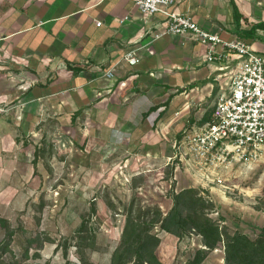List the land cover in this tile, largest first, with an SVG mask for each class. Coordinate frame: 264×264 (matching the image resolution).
<instances>
[{"label":"crops","instance_id":"1","mask_svg":"<svg viewBox=\"0 0 264 264\" xmlns=\"http://www.w3.org/2000/svg\"><path fill=\"white\" fill-rule=\"evenodd\" d=\"M172 10L224 40H248L264 56V31L246 37L264 22V0H179ZM165 31L162 15L149 18L129 0H0V59L8 77L15 69L16 116L73 126L82 145L100 139L155 157L172 152L182 126L210 121L228 78L218 80L224 73L217 65L202 62L206 45L172 35L154 39ZM131 48L139 55L134 66L124 60ZM115 65L116 80H106ZM3 137L19 149L17 136Z\"/></svg>","mask_w":264,"mask_h":264},{"label":"rangeland","instance_id":"2","mask_svg":"<svg viewBox=\"0 0 264 264\" xmlns=\"http://www.w3.org/2000/svg\"><path fill=\"white\" fill-rule=\"evenodd\" d=\"M2 62L0 219L7 228L0 226V244L13 231L10 251L2 257L6 264H83L82 259L86 264H111L129 214L136 217L139 211L159 208L166 216L173 208V195L189 188L213 203L214 209L206 212L230 232L241 231L252 239L260 234L264 158L251 167L222 172L226 182L219 187L205 174L203 178L195 164L193 175L178 159L169 161L173 150L155 157L110 140L92 139L82 145L73 126L56 119L22 122L16 116L17 86L10 80L15 69H9L8 77ZM5 91L7 97L2 96ZM190 130L189 124L182 126L176 139ZM6 133L17 136L19 149L9 138L5 140ZM176 139L167 144L173 146ZM82 224H86L83 233L79 232ZM151 232L160 239L155 254L162 264H192L198 250H207L193 230L178 237L156 225ZM81 234L85 239L80 240ZM224 257L222 245L208 251L201 264H226Z\"/></svg>","mask_w":264,"mask_h":264},{"label":"built area","instance_id":"3","mask_svg":"<svg viewBox=\"0 0 264 264\" xmlns=\"http://www.w3.org/2000/svg\"><path fill=\"white\" fill-rule=\"evenodd\" d=\"M144 15L160 14L166 22L163 35L184 37L207 46L202 57L205 64H216L223 72L217 79L228 78L218 96L210 121L198 130L184 131L173 143L169 161L179 160L219 187H225L222 172L234 167H251L264 158V56L256 53L248 40H224L203 30L188 14H179L172 7L179 0H129ZM128 17L119 20L126 24ZM102 22H96L100 27ZM124 60L131 66L139 62L137 48L126 51ZM154 75V74H150ZM106 80H116V65L105 73ZM204 178V176H203ZM205 180V179H204Z\"/></svg>","mask_w":264,"mask_h":264},{"label":"trees","instance_id":"4","mask_svg":"<svg viewBox=\"0 0 264 264\" xmlns=\"http://www.w3.org/2000/svg\"><path fill=\"white\" fill-rule=\"evenodd\" d=\"M233 7L234 20L240 25L243 16L234 2ZM258 30L264 31V22L253 25L246 37H252ZM172 198L173 208L166 216H163L159 208L139 211L136 217L132 213L127 216L121 243L112 255L111 264H162L155 254L160 239L151 232L156 225L178 237L187 230H193L202 238V244L208 251L223 245L226 264H264V227L255 239L241 231L230 232L209 217L206 211L214 209L213 203L208 202L194 188L184 189ZM4 221L0 219V226L7 228ZM85 230L86 224H82L79 232L83 233ZM12 237L13 231H9L6 241L0 244V264H6L2 257L10 251ZM82 239H85L83 234L80 235V240ZM207 250H198L192 264H201ZM27 256L28 248L25 252V257ZM82 263L87 262L82 259Z\"/></svg>","mask_w":264,"mask_h":264}]
</instances>
